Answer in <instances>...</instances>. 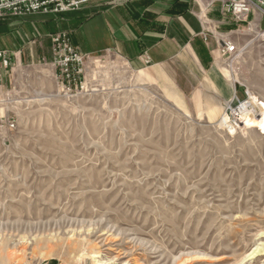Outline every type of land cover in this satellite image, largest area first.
I'll list each match as a JSON object with an SVG mask.
<instances>
[{
  "label": "rangeland",
  "instance_id": "374dc122",
  "mask_svg": "<svg viewBox=\"0 0 264 264\" xmlns=\"http://www.w3.org/2000/svg\"><path fill=\"white\" fill-rule=\"evenodd\" d=\"M225 14L224 100L248 97L255 121L264 24ZM52 54L10 56L0 80V264H264L261 125L108 51L67 82Z\"/></svg>",
  "mask_w": 264,
  "mask_h": 264
},
{
  "label": "crops",
  "instance_id": "0c3cea01",
  "mask_svg": "<svg viewBox=\"0 0 264 264\" xmlns=\"http://www.w3.org/2000/svg\"><path fill=\"white\" fill-rule=\"evenodd\" d=\"M251 15L264 24V17L254 12L232 18L247 21ZM229 20L219 0H94L57 14L1 15L0 49L14 63L23 57L52 58L49 36L64 30L80 52L115 53L168 93L198 88L206 93L207 107L214 106L211 100L219 106L234 94L228 68L219 65L218 39L226 35L218 30L229 27ZM8 82L5 77L0 89Z\"/></svg>",
  "mask_w": 264,
  "mask_h": 264
},
{
  "label": "built area",
  "instance_id": "2783aa9c",
  "mask_svg": "<svg viewBox=\"0 0 264 264\" xmlns=\"http://www.w3.org/2000/svg\"><path fill=\"white\" fill-rule=\"evenodd\" d=\"M91 0H0V16L29 15L30 13H59L73 11ZM224 8L233 18L245 19L251 13H258L264 17V0H223ZM52 53L55 55L57 68L60 70L62 80L74 81L82 72L83 55L71 43L67 33L60 31L51 35ZM219 55L221 59L229 60L236 53V47L229 37L218 39ZM11 57L5 49H0V80L3 73L10 68ZM77 75V76H76ZM247 103V104H245ZM233 104V107L231 106ZM245 104L246 108L241 111ZM224 105L230 113L236 111L235 120L242 122L243 115L251 113L249 98H231L224 100Z\"/></svg>",
  "mask_w": 264,
  "mask_h": 264
},
{
  "label": "bare ground",
  "instance_id": "6f19581e",
  "mask_svg": "<svg viewBox=\"0 0 264 264\" xmlns=\"http://www.w3.org/2000/svg\"><path fill=\"white\" fill-rule=\"evenodd\" d=\"M247 104V103H245ZM245 104L243 105V107L241 108V111L243 112V110L246 108ZM251 104V103H250ZM261 110L260 113H258V118L255 119L256 123L261 125V127L264 129V106H260ZM250 117V116H249ZM249 117L245 114L243 115V119L241 123H245L244 125L246 126H252L255 124V121L249 120ZM247 120V122H246ZM39 250V249H38ZM53 250V249H52ZM55 250V249H54ZM47 252V251H46ZM40 255V254H39Z\"/></svg>",
  "mask_w": 264,
  "mask_h": 264
}]
</instances>
